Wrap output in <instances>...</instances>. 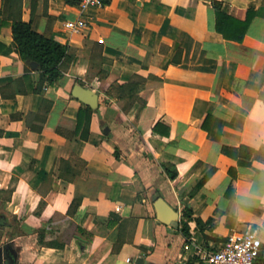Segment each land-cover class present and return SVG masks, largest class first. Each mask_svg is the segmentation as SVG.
Here are the masks:
<instances>
[{
	"label": "crops",
	"instance_id": "obj_1",
	"mask_svg": "<svg viewBox=\"0 0 264 264\" xmlns=\"http://www.w3.org/2000/svg\"><path fill=\"white\" fill-rule=\"evenodd\" d=\"M212 1L0 0V264H209L228 234L264 225V0H215L253 9L241 41L216 31ZM16 20L70 47L54 83L20 58ZM240 145L250 165L223 150Z\"/></svg>",
	"mask_w": 264,
	"mask_h": 264
},
{
	"label": "trees",
	"instance_id": "obj_2",
	"mask_svg": "<svg viewBox=\"0 0 264 264\" xmlns=\"http://www.w3.org/2000/svg\"><path fill=\"white\" fill-rule=\"evenodd\" d=\"M110 0H103L108 3ZM212 6L215 9V29L226 39L241 41L247 27L254 16L253 9L242 10L239 16H232L221 9V4L213 0ZM12 36L14 47L20 58L26 62H35L37 70L40 72L41 81L52 84L54 83L63 70V64L71 57L70 47L59 44L52 39L38 33L30 23L16 20L12 24ZM162 124L157 122L153 126L156 133H169L165 126L164 130L160 129ZM225 153L235 158L239 165H250L252 148L240 145L233 148H224ZM169 177L174 179L177 171H167ZM209 176L206 174L201 181ZM78 203V202H77ZM76 204V203H75ZM191 219V210L185 207L182 211L180 220L182 231L188 232V220Z\"/></svg>",
	"mask_w": 264,
	"mask_h": 264
},
{
	"label": "built area",
	"instance_id": "obj_3",
	"mask_svg": "<svg viewBox=\"0 0 264 264\" xmlns=\"http://www.w3.org/2000/svg\"><path fill=\"white\" fill-rule=\"evenodd\" d=\"M81 7L88 5L102 6L103 0H80ZM86 26V20L66 21L65 29L78 32ZM263 224H248L244 231L228 234L219 246L206 254L209 264H257V258L263 243Z\"/></svg>",
	"mask_w": 264,
	"mask_h": 264
},
{
	"label": "water",
	"instance_id": "obj_4",
	"mask_svg": "<svg viewBox=\"0 0 264 264\" xmlns=\"http://www.w3.org/2000/svg\"><path fill=\"white\" fill-rule=\"evenodd\" d=\"M72 93L93 108L97 107V94L88 88L78 84L73 87ZM154 208L157 219L165 224H175L178 222L179 213L176 208L169 205L162 197H157L154 201Z\"/></svg>",
	"mask_w": 264,
	"mask_h": 264
}]
</instances>
